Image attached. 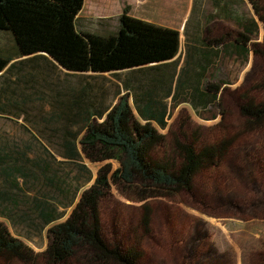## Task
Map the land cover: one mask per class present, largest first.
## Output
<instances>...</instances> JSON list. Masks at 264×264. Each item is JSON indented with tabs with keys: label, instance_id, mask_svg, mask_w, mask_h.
<instances>
[{
	"label": "rangeland",
	"instance_id": "1",
	"mask_svg": "<svg viewBox=\"0 0 264 264\" xmlns=\"http://www.w3.org/2000/svg\"><path fill=\"white\" fill-rule=\"evenodd\" d=\"M125 6L133 16L126 0H83L75 29L98 36L112 35L118 30V17ZM135 12L144 14L155 25L172 21V27H165L178 29L174 18L161 16L156 7H136ZM238 18L255 19L247 0H192L187 22L179 29V53L161 68L169 80L182 68V85L173 100L161 96L167 90L155 92L161 97L157 101L166 104L167 127L158 128L160 133L167 134L168 128L175 131L182 127L188 133L201 128L203 138L210 141L222 135L221 128L230 135L240 131L243 120L238 111V93L261 83L264 72L259 58L251 51L242 58L228 54L222 46L213 47L204 82L197 88L215 85L220 91L211 102L203 98L195 106L189 97L194 91L191 78L195 77V69L186 55L192 45H200L201 36L213 39L228 31L234 35L241 30ZM201 19L206 22L195 25ZM251 39L258 44L264 41L259 22ZM0 56L12 60L0 73V195L4 197L0 221L13 237L39 253L45 250L48 240L34 205L47 202L54 206L55 214L64 213L57 221L61 222L70 212L66 206L76 190L74 202L92 183L99 168L106 163L111 170L118 166L114 161L90 163L82 155L77 161L62 157L63 141H78L83 135L84 125L75 113L79 108L105 110L124 95L132 104L136 92L154 90L150 78L155 73L148 67L117 73H70L38 56L18 57L11 33L2 30ZM188 74L190 81L183 83ZM253 95L264 99V90ZM134 114L138 117L135 110ZM243 139L253 142L243 135L226 162L195 179L192 192L145 202L151 210L148 235L140 227L142 204L125 199L111 188L100 205L105 236L122 239L125 244L136 242L142 253L141 264H186L185 260L196 254L193 264H264V133L254 146L243 144ZM248 151L258 153L260 159L251 160L252 155L245 156ZM80 164L91 172L89 183L87 173L78 168ZM43 261L39 264H45Z\"/></svg>",
	"mask_w": 264,
	"mask_h": 264
},
{
	"label": "trees",
	"instance_id": "2",
	"mask_svg": "<svg viewBox=\"0 0 264 264\" xmlns=\"http://www.w3.org/2000/svg\"><path fill=\"white\" fill-rule=\"evenodd\" d=\"M247 2L255 19L238 18L241 30L234 35L228 31L217 38L204 37L203 42L222 46L228 54L242 58L251 51L261 61L264 72V41L258 44L251 39L256 34L257 22L262 25L264 39V0ZM82 5L83 0H0V30L11 33L18 57L38 56L70 73L140 71L177 55L179 32L130 16L128 6L118 17L116 33L98 36L77 32L75 19ZM10 61L0 56V73ZM181 69L170 79L164 99L176 98ZM261 83L237 92L238 111L243 120L240 131L230 135L221 128L222 135L210 141L203 138L201 128L189 133L182 127L175 131L168 128L167 134L160 133L158 128L167 127L166 104L157 101L155 88L136 92L131 98L132 104L127 96H121L102 111L89 112L76 104L79 109L75 115L84 125L83 135L78 141L76 138L63 141L62 157L77 161L82 155L90 163L114 161L118 166L111 170L106 163L99 168L92 183L74 202L76 190L66 206L70 212L61 222L57 221L64 213L55 214L54 206L47 202L34 205L46 228L48 243L43 252H33L0 221V261L3 264H39L41 260L45 264H141L142 253L136 242L125 244L122 239L103 233L101 200L114 188L125 199L142 204L140 227L148 235L151 210L145 205L147 200L192 192L195 179L226 162L243 135L253 141L243 139V144L254 146L260 142V134L264 133V99L253 93L264 90V77ZM206 91L211 102L220 89L207 85ZM197 94L201 96L198 91L189 93L190 99ZM248 154L252 155L251 160L260 159L258 153L248 151L245 156ZM78 168L87 173L86 183H89L91 172L82 164ZM2 199L0 195V203ZM197 255L189 256L186 264H193Z\"/></svg>",
	"mask_w": 264,
	"mask_h": 264
},
{
	"label": "crops",
	"instance_id": "3",
	"mask_svg": "<svg viewBox=\"0 0 264 264\" xmlns=\"http://www.w3.org/2000/svg\"><path fill=\"white\" fill-rule=\"evenodd\" d=\"M126 1L128 2V5H130L132 8L131 12L133 13L132 15L134 16V18L149 22V19H147V17L144 14L136 13L135 8L141 7V6L143 7L152 6V8L156 7L160 11L161 16L163 15V16L174 18L173 20L176 21V23L175 22L174 23L176 24V26L178 25V29H175V28L174 29L177 30L178 32H179L180 27H182L185 24V22H187L186 20L191 13V7H192V0H126ZM204 22L206 21L201 19V20L196 21L195 25L198 26L199 24L200 26H202ZM172 24L173 22L170 21V23L166 25H161V26L165 27L168 25L169 27H172ZM157 26H160V24H158ZM203 35H204V32H203ZM179 38H180V33H179ZM199 44L200 45H195V46L192 45L188 52V55L186 54L187 58L190 59L189 60L190 66L195 69L193 71V74H195L194 75L195 77L192 76L191 78V81L194 83V91H198L199 94H201V96L197 94L196 97L192 98L193 101L190 99L195 106H197L199 99H201L200 102L203 100V98L207 100V102L209 101L208 100L209 94L206 91V89L199 90L197 86L201 87L202 82H204L202 78H203L204 73L207 70L209 57L212 55V51L214 49L213 47H215V45L213 44L211 45L206 42H203L202 36L200 37ZM179 50H178V53H179ZM175 57L165 63L159 64V65L151 64L148 66V68L153 69L155 73L153 77L150 78L151 82L155 85L154 86L155 92H159V89H162L164 91L168 89V85L170 82L169 76L167 75V73H164V70L162 71L161 68L166 67L165 65L173 61ZM189 77L190 75L186 76V79H184L183 83L190 81ZM166 84L168 85L166 86ZM180 85H182V83H180ZM204 86H206V84ZM161 96L163 97V94ZM158 98H161V97L159 96ZM168 98L165 97V99H168Z\"/></svg>",
	"mask_w": 264,
	"mask_h": 264
}]
</instances>
